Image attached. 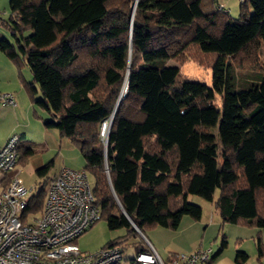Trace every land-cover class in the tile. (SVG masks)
Segmentation results:
<instances>
[{"label":"trees","instance_id":"1","mask_svg":"<svg viewBox=\"0 0 264 264\" xmlns=\"http://www.w3.org/2000/svg\"><path fill=\"white\" fill-rule=\"evenodd\" d=\"M8 5L0 24L14 43L0 38V51L18 70L25 58L32 83L24 86L32 97L37 84L41 99L33 102L53 118L44 125L78 147L109 229L136 235L133 225L143 233L176 229L184 215L199 219L202 208L187 200L189 194L212 202L224 223L264 227V73L256 82H238L235 73L257 68L264 0H240L236 18L217 0ZM190 50L212 57L203 63L210 85L169 64L190 59L201 65ZM50 163L37 169L39 175ZM43 195L44 189L32 195L27 210H40ZM256 243L261 256L258 236ZM145 249L143 243L135 248ZM247 257L235 254L239 264Z\"/></svg>","mask_w":264,"mask_h":264},{"label":"built area","instance_id":"2","mask_svg":"<svg viewBox=\"0 0 264 264\" xmlns=\"http://www.w3.org/2000/svg\"><path fill=\"white\" fill-rule=\"evenodd\" d=\"M15 104L12 93H0V106ZM20 140L12 134L0 148V264H165L136 226L146 249L132 256L124 255L122 242L79 249L77 238L100 216L85 169L61 168L44 189L40 210L28 211L36 193L21 176ZM210 256V249L199 248L177 253L170 263L207 264Z\"/></svg>","mask_w":264,"mask_h":264},{"label":"rangeland","instance_id":"3","mask_svg":"<svg viewBox=\"0 0 264 264\" xmlns=\"http://www.w3.org/2000/svg\"><path fill=\"white\" fill-rule=\"evenodd\" d=\"M9 0H0V17L6 19L9 13L8 7ZM221 3L228 14L231 17H238L240 14V0H217ZM251 12L250 9H248ZM1 52V51H0ZM188 55L191 59L200 60L201 65L197 64L196 61H190L188 59L185 64H181L177 61H168L170 65L177 66L181 72L182 76L189 79L197 80L203 82L207 85L211 84V71L210 69L203 66V63L209 64L211 56L205 54H198L193 50L188 51ZM25 58L23 59V71L26 73L27 77L31 78L32 75L26 66ZM257 66L256 69L250 70L245 67L236 68L235 73L238 78V82H256L259 80V74L264 73V50L261 49L258 53V57L255 61ZM34 88L36 91L33 92L34 99L38 100L41 98V94L38 90V86L34 83ZM2 93V92H0ZM17 102V108H4L0 109V142L3 140L7 134H18L21 136L20 146L25 147L23 141H29L28 147L29 153L24 155L21 152L23 158V172L21 176L24 179V183L28 187H32V192L37 193L41 189H46L50 181L57 175L59 170L63 167L80 169L84 166L83 157L78 149L68 138L60 136L57 129L53 127H45V120H52L53 118L45 111L39 108H34L28 101L24 104ZM216 105H220V96L216 95L214 100ZM6 106V105H5ZM7 110V111H5ZM35 110V111H34ZM5 111V112H3ZM36 113L34 116L33 113ZM108 128V122L105 124V129L101 136L106 135V130ZM26 135H21L25 133ZM212 133H216V128L212 129ZM49 161L51 163L48 165L47 170L39 175L37 169L47 164ZM90 184L93 186V176L87 171ZM218 195V189L215 190L213 197ZM187 200L190 203L201 206L203 218L205 217H215V209L213 203L202 199L199 196L189 194ZM144 237L151 244V229L143 231ZM142 237L138 234L133 235L127 232L125 227H120L116 229H109L104 218H99L94 222L85 232H83L77 238V245L82 252H94L104 246L107 242L118 239L124 245V255L132 256L136 251V245L142 242ZM145 238L143 241H145ZM219 241V242H218ZM220 238L217 239L218 244L220 243ZM216 242V243H217ZM215 245V244H214ZM165 264L169 262L165 261Z\"/></svg>","mask_w":264,"mask_h":264},{"label":"crops","instance_id":"4","mask_svg":"<svg viewBox=\"0 0 264 264\" xmlns=\"http://www.w3.org/2000/svg\"><path fill=\"white\" fill-rule=\"evenodd\" d=\"M0 38H5L12 44L14 43L8 30L1 24ZM21 64V68L18 70L15 64L11 62L5 54L0 52V92L12 93L16 103L15 106L6 105L2 107L17 108L16 98L19 103L21 102L24 104L25 101H28V105L31 104L33 109H41L34 104L32 99L34 98L33 95L31 97L24 86V83H32V77H27L26 73L23 71L24 63L22 62ZM2 107L0 109H2ZM33 114L34 116L36 115L35 112ZM21 135H26V132ZM8 137L9 134L3 137V140L0 142V148ZM22 142L25 147L21 146L19 155L21 152L27 155L30 150L26 148L28 147L29 141L22 140ZM19 158V162L23 163L21 155ZM80 169H83V167ZM215 212V217L213 214L211 217L205 218H203V214L201 213L199 219L184 215L176 229L154 227L151 229V244L164 262L167 261L169 264H171L170 258L174 257L177 253H190L199 248L210 249L211 256L217 253L210 264H239L235 260L237 251H243L248 255L243 264H264V253L259 256L256 243V237L258 236L264 245V227L257 229L242 224L224 223L221 221L216 209ZM218 238L221 240L219 244V241L217 242ZM223 238L225 239L224 246L221 244Z\"/></svg>","mask_w":264,"mask_h":264},{"label":"water","instance_id":"5","mask_svg":"<svg viewBox=\"0 0 264 264\" xmlns=\"http://www.w3.org/2000/svg\"><path fill=\"white\" fill-rule=\"evenodd\" d=\"M123 94H124V91H123ZM123 94H122V95H123ZM112 118H113V114H112L110 120L108 121V128H107V130H106V135H107V131H108V129H109L110 123H111V121H112ZM104 129H105V123H104V125L102 126V132H103Z\"/></svg>","mask_w":264,"mask_h":264},{"label":"clouds","instance_id":"6","mask_svg":"<svg viewBox=\"0 0 264 264\" xmlns=\"http://www.w3.org/2000/svg\"><path fill=\"white\" fill-rule=\"evenodd\" d=\"M106 124V123H105ZM103 126V125H102ZM134 226V225H133Z\"/></svg>","mask_w":264,"mask_h":264}]
</instances>
